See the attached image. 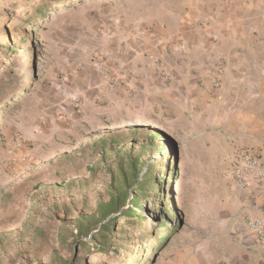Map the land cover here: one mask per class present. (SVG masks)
<instances>
[{"label":"rangeland","instance_id":"1","mask_svg":"<svg viewBox=\"0 0 264 264\" xmlns=\"http://www.w3.org/2000/svg\"><path fill=\"white\" fill-rule=\"evenodd\" d=\"M188 1L0 0V264H192L202 252L227 199L225 155L124 97L74 107L62 85L99 71L114 88L113 39L152 34Z\"/></svg>","mask_w":264,"mask_h":264},{"label":"crops","instance_id":"2","mask_svg":"<svg viewBox=\"0 0 264 264\" xmlns=\"http://www.w3.org/2000/svg\"><path fill=\"white\" fill-rule=\"evenodd\" d=\"M188 3L152 34L113 39L114 88L96 67L95 76L62 85L74 107H95L97 94L120 96L118 104L124 97L129 107L155 109L163 124L183 128L190 144L209 143L225 155L223 164L238 149L264 163V0ZM227 176V199L192 264H264V243L248 226L250 218L264 221V180L251 177L245 187Z\"/></svg>","mask_w":264,"mask_h":264},{"label":"built area","instance_id":"3","mask_svg":"<svg viewBox=\"0 0 264 264\" xmlns=\"http://www.w3.org/2000/svg\"><path fill=\"white\" fill-rule=\"evenodd\" d=\"M229 172L238 185L248 186L249 179L264 180V163L249 150L238 149L228 160ZM249 228L257 235L259 241L264 243V221L250 218Z\"/></svg>","mask_w":264,"mask_h":264},{"label":"trees","instance_id":"4","mask_svg":"<svg viewBox=\"0 0 264 264\" xmlns=\"http://www.w3.org/2000/svg\"><path fill=\"white\" fill-rule=\"evenodd\" d=\"M130 166H131V172H134L135 171V169H136V164H134L133 163V161H132V163L130 164ZM152 168H153V165H151L149 168H147V170H146V174H149L151 171H152ZM170 172V171H169ZM141 173V171H139L138 172V175ZM165 180L166 181H168V179H166L165 177L163 178H161V176H159V177H157V176H155L154 177V181H153V183L156 185V193H157V191L159 192L158 194H157V198L160 196V194H161V197H163V193H164V185H166L167 186V183L165 182ZM146 181L148 182V178L146 179ZM147 182L145 183V184H139L138 182H137V180H135V183H136V187H137V189H139V191L142 193L143 192V190H144V187H145V185L147 184ZM168 188H169V192H168V194H169V197H165V199L168 201V200H173V188H172V184H169V186H168ZM136 204H137V202H135ZM136 214V212L135 211H132L131 210V212H129V214L128 215H131V216H129L130 218H133L134 216H132V215H135ZM141 222L143 221V219H141L140 220ZM113 233L110 235V237H113ZM109 237V238H110ZM102 250L100 251V252H103V251H105L106 249L105 248H101Z\"/></svg>","mask_w":264,"mask_h":264},{"label":"bare ground","instance_id":"5","mask_svg":"<svg viewBox=\"0 0 264 264\" xmlns=\"http://www.w3.org/2000/svg\"><path fill=\"white\" fill-rule=\"evenodd\" d=\"M180 189H181V185H180V183H177V185H176V191L179 192Z\"/></svg>","mask_w":264,"mask_h":264}]
</instances>
